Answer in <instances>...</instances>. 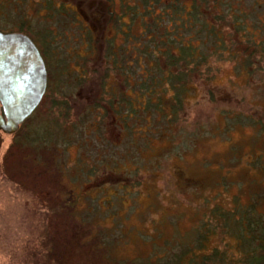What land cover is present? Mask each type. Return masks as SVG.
I'll return each mask as SVG.
<instances>
[{
	"label": "rangeland",
	"instance_id": "374dc122",
	"mask_svg": "<svg viewBox=\"0 0 264 264\" xmlns=\"http://www.w3.org/2000/svg\"><path fill=\"white\" fill-rule=\"evenodd\" d=\"M54 1L80 11L92 46L68 19L50 18L44 0H0V30L51 33L57 57L38 110L17 133L0 131V264H250L264 255V243L240 245L217 222L219 212L264 217V58L246 40L211 50L173 118L170 107L144 116L146 101L106 58L107 40L122 50L110 22L112 9L126 11L120 1ZM120 97L140 115L132 135L115 113ZM203 230L212 232L201 242Z\"/></svg>",
	"mask_w": 264,
	"mask_h": 264
},
{
	"label": "trees",
	"instance_id": "16d2710c",
	"mask_svg": "<svg viewBox=\"0 0 264 264\" xmlns=\"http://www.w3.org/2000/svg\"><path fill=\"white\" fill-rule=\"evenodd\" d=\"M119 1L121 10L126 11L117 13L112 9L110 22L118 33L123 35L122 50L117 54L113 49L115 43L107 40L109 49L106 58L112 61V72L120 77L124 85L139 91L134 92L136 102L142 104L146 101L140 110L144 116L152 114L165 116V111L170 107L169 119L173 118L184 104L190 80L195 81L191 78L200 70L199 67L206 63L209 56L207 52L211 50L219 56L222 53L226 54L233 47H241L246 40L253 46L249 49L250 55L256 56L259 52L258 55L264 58V0ZM44 2L41 8L50 18L60 15L68 19L70 29L81 30L78 42L93 45V31L89 26L81 24L83 21L79 18L80 11H69L64 5L56 6L54 0ZM109 5L114 4L110 2ZM123 15L130 16L129 25L122 26L120 16ZM226 28L229 32L225 31ZM19 33L28 35L36 43L48 70L50 66V77L51 64L57 59L51 56L55 54L51 41L54 36L31 27H20ZM257 33L263 38L259 43L256 41ZM227 34L230 35V39L225 43L228 39ZM63 38L71 42L70 36L63 34L59 40ZM192 40L195 41L191 42ZM127 56H130V61L128 59L130 64L125 65L122 61L125 62ZM230 57L235 56L232 53ZM59 64L60 60L58 66ZM63 74L56 73L58 81ZM120 99L118 103L120 107L115 109L117 110L115 113L123 122V130H129L132 135L134 131L132 121L137 120L140 115L136 109L130 111L127 106L122 105L123 99L122 97ZM124 103L130 104L128 101ZM133 138L134 136L131 139ZM253 210V216L251 213L249 216L244 214V217L234 212L229 214L219 212L218 226L234 235L240 245L246 243L252 245L256 241L259 244L264 243V217H254L257 209ZM116 232H119L118 226ZM211 232L199 231L197 239L204 242ZM249 260L250 264H264V255L258 256L255 252L250 255Z\"/></svg>",
	"mask_w": 264,
	"mask_h": 264
},
{
	"label": "water",
	"instance_id": "95a60500",
	"mask_svg": "<svg viewBox=\"0 0 264 264\" xmlns=\"http://www.w3.org/2000/svg\"><path fill=\"white\" fill-rule=\"evenodd\" d=\"M46 87V66L34 41L0 30V131L17 133L42 103Z\"/></svg>",
	"mask_w": 264,
	"mask_h": 264
},
{
	"label": "flooded vegetation",
	"instance_id": "af4514ba",
	"mask_svg": "<svg viewBox=\"0 0 264 264\" xmlns=\"http://www.w3.org/2000/svg\"><path fill=\"white\" fill-rule=\"evenodd\" d=\"M35 44H36V43H35ZM36 46H37V45H36ZM37 47H38V46H37ZM38 49H39V48H38ZM39 51H40V50H39ZM40 53H41V52H40ZM41 55H42V54H41ZM42 58H43V60H44V63H45V66H46V72H47V87H46V93H45V96H46L47 93H48V89H49V80H50V77H49V71H48V67H47L46 61H45V59H44L43 56H42ZM45 96H44V98H45ZM44 98H43V100H44ZM42 102H43V101H42ZM41 104H42V103H41ZM41 104H40V105H41ZM39 107H40V106H39ZM39 107H38V108H39ZM38 108L36 109V111L38 110ZM36 111H35V112H36ZM35 112H34V113H35ZM34 113H33V114H34ZM1 115L4 116V113H3V110H2V109H1ZM31 116H32V115H31ZM31 116H30L29 118H31ZM29 118H28V119H29ZM28 119H27V120H28ZM27 120H26V121H27ZM26 121H25V122H26ZM25 122H24V123H25ZM24 123H23V124H24ZM21 127H22V126H21Z\"/></svg>",
	"mask_w": 264,
	"mask_h": 264
}]
</instances>
